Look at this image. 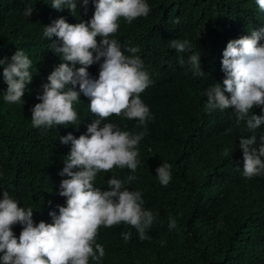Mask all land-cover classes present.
Listing matches in <instances>:
<instances>
[{"label": "trees", "instance_id": "trees-1", "mask_svg": "<svg viewBox=\"0 0 264 264\" xmlns=\"http://www.w3.org/2000/svg\"><path fill=\"white\" fill-rule=\"evenodd\" d=\"M145 2L150 8L148 16L131 24L120 18L117 32L109 38L121 44L126 56L131 54L125 48H139L135 55L152 80L140 94L150 109V119L146 130L138 126V120L114 114L104 121L132 134L145 132L138 145L139 164L134 173L114 166L98 173L93 183L106 191L110 190L108 179L127 181L134 175L136 179L125 187L141 192L143 208L155 219L146 229L145 240L123 222L101 226L96 243L103 246L105 256L100 261L90 258L89 264H264V174L251 179L243 176L239 146L241 137L255 135L254 147L258 148L264 125L251 131L246 121L236 123L233 108L211 112L205 108V90L224 79L221 60L227 43L264 27V11L255 0ZM52 3L0 0V59L7 57L11 62V56L22 50L32 62V80L26 85L23 103L4 100L7 84L0 65V199L7 191L18 206L31 208L34 224L52 223L48 213L58 215L57 206H66V197L59 191L60 182L68 177L59 173L71 142L62 144L59 137L72 133L79 138L97 118L90 111L89 98L81 92L73 104L78 128L71 124L50 129L32 125L31 109L41 102L38 96L47 77L61 62L71 66L51 50L57 38L45 37V26L61 17L69 24L89 21L95 10L93 0L86 11L77 0L75 15L67 8H52ZM27 9L33 10L30 16L25 15ZM100 39L98 36L97 41ZM172 39L190 41V54L200 56L202 75L193 74L189 54L170 47ZM88 72L98 78L99 64L90 66ZM75 90L79 91V85ZM253 113L260 115L261 109L254 108ZM164 163L171 165L167 186L156 174ZM169 217L176 221L175 228H169ZM12 230L18 239L22 226L17 224ZM122 232H131L128 242Z\"/></svg>", "mask_w": 264, "mask_h": 264}, {"label": "clouds", "instance_id": "clouds-1", "mask_svg": "<svg viewBox=\"0 0 264 264\" xmlns=\"http://www.w3.org/2000/svg\"><path fill=\"white\" fill-rule=\"evenodd\" d=\"M93 3L95 10L89 21L69 24L61 17L45 26L43 35L48 39L55 36L61 42L58 45L53 41L51 50L60 53L62 61L71 62V66L61 62L54 68L42 86V95L38 96L41 102L31 109L33 127L50 129L71 124L78 128L73 104L82 92L90 100L91 113L97 117L79 138L72 133L59 137L62 144L71 142L70 153L59 173L68 177L60 182L59 191L60 196L66 197V206H57L58 215L55 211L48 213L52 223L34 224L33 210L18 206L4 191L0 199V253H3L0 264H89L90 258L100 261L105 250L96 243L99 228L121 222L134 227L140 240L148 239L146 229L152 226L155 217L143 208L141 192L125 187V183L130 184L136 177L129 175L127 181L110 178L107 180L110 190L106 191L94 187L93 182L98 173L111 171L114 166L127 167L134 173L139 164L138 145L145 132L132 134L104 121L114 114L136 119L138 126L146 130L150 109L140 94L152 80L143 70L142 60L135 55L139 48H125L131 54L126 56L121 44L109 37L117 32L120 18L131 24L138 17H147L150 8L145 0H93ZM255 3L264 11V0H255ZM80 4L86 11L89 0H80ZM51 7L58 11L67 8L75 15L77 0H53ZM32 11L27 9L25 15L30 16ZM170 47L178 53L189 54L188 63L194 75L204 73L200 56L190 54V41L172 39ZM7 61V57L0 59L7 84L4 100L23 103L26 85L32 80L29 71L32 62L22 50L11 56V62ZM180 62L184 63L182 58ZM97 63L99 75L92 78L88 68ZM221 70L222 83L205 90L206 110L233 108L237 124L246 121L249 130L260 128L264 125V27L230 40L222 53ZM77 85L79 91L75 90ZM254 108H260L261 114H250ZM259 142L257 148L255 135L240 138L245 178L264 174V135ZM170 168L171 165L164 163L156 169L163 186L171 180ZM169 220V228H175L176 221L171 217ZM17 224L22 226L18 239L12 230ZM121 235L125 242L131 238V232Z\"/></svg>", "mask_w": 264, "mask_h": 264}]
</instances>
